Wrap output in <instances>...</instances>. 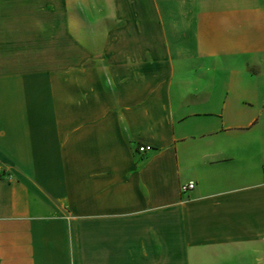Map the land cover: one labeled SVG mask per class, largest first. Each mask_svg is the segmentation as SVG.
<instances>
[{
	"label": "crops",
	"instance_id": "crops-1",
	"mask_svg": "<svg viewBox=\"0 0 264 264\" xmlns=\"http://www.w3.org/2000/svg\"><path fill=\"white\" fill-rule=\"evenodd\" d=\"M65 1L0 0V264H264V0H112L64 63Z\"/></svg>",
	"mask_w": 264,
	"mask_h": 264
},
{
	"label": "rangeland",
	"instance_id": "rangeland-1",
	"mask_svg": "<svg viewBox=\"0 0 264 264\" xmlns=\"http://www.w3.org/2000/svg\"><path fill=\"white\" fill-rule=\"evenodd\" d=\"M116 14L117 5L112 0L57 2V61L85 59L82 50L86 46L97 51L105 39L104 32L116 29ZM68 15L76 17L77 24L71 25Z\"/></svg>",
	"mask_w": 264,
	"mask_h": 264
},
{
	"label": "built area",
	"instance_id": "built-area-1",
	"mask_svg": "<svg viewBox=\"0 0 264 264\" xmlns=\"http://www.w3.org/2000/svg\"><path fill=\"white\" fill-rule=\"evenodd\" d=\"M150 149H151V146H149V145H142V146H140V147L138 148V150H139L140 152H146V151H148V150H150ZM194 186H195L194 182H189V183H187V184H183V185L181 186V190H182L183 192H186V191H188V190H192V189L194 188Z\"/></svg>",
	"mask_w": 264,
	"mask_h": 264
}]
</instances>
